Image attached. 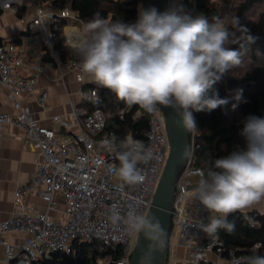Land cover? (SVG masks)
I'll use <instances>...</instances> for the list:
<instances>
[{"label":"built area","instance_id":"obj_1","mask_svg":"<svg viewBox=\"0 0 264 264\" xmlns=\"http://www.w3.org/2000/svg\"><path fill=\"white\" fill-rule=\"evenodd\" d=\"M31 1L35 14L30 25L38 29L43 48L53 65L74 73L82 86L91 83L90 78L79 69V61L62 62L55 48L54 30L61 21L66 22L63 35L66 44L71 47L82 32L83 21L68 7L45 8L39 4V0ZM22 67L24 61L16 45L13 42L0 44V87L7 90L14 111L12 115L0 113V131L5 124L18 126L24 131L25 144L35 150V174L16 190L15 198L18 200L23 194L40 187L41 200L47 209H52L54 196L59 194L65 203V218L57 222L46 212H29L19 207L11 217L0 221V234L9 231L25 234L18 249L3 245L5 262L39 264L51 253L70 255L75 244L97 242L100 248L120 247L122 257L118 264H129L132 245L137 237L129 239L121 228L111 224L109 215L112 210L126 215L132 207H138L146 214L151 205L169 153L161 110L155 115L145 111L148 128L144 143L158 159L140 165L146 175L143 184L121 187L114 172L115 167L119 166L117 154L122 150V142L128 138L139 139L128 134L119 142L114 135L104 132L106 119L102 111L87 112L76 104H71L68 120L60 117L52 119L66 131L64 134L39 125L20 96L33 90L35 77L43 70L40 65L33 64L29 67L32 75L24 77L19 73ZM47 97V92L41 91L39 104L44 106ZM81 100L99 101V97L95 89H87L81 90ZM105 140L111 141V147L105 145ZM193 149L192 139L187 161L175 183L166 246L168 259L173 260L176 248L183 246L187 252L185 264H245V258L250 255L236 256L232 252L226 255L219 234L210 236L199 228V223L209 222L210 213L198 201L185 195L195 187L202 172L194 166ZM259 246V243L255 244L250 251L254 252Z\"/></svg>","mask_w":264,"mask_h":264},{"label":"clouds","instance_id":"obj_2","mask_svg":"<svg viewBox=\"0 0 264 264\" xmlns=\"http://www.w3.org/2000/svg\"><path fill=\"white\" fill-rule=\"evenodd\" d=\"M233 23L239 25V18ZM255 39L248 36L249 43ZM237 42L235 33L218 18L210 22L205 14L193 15L183 3L173 0L163 12L141 7L131 24L97 13L84 24L73 47L81 72L118 100L152 115L162 107L171 108L180 117L178 125L196 132L193 111L210 112L228 103L206 93L226 71L241 64L240 52L231 47ZM240 98L238 93L236 99ZM243 124L244 146L216 158L185 194L210 213L207 224L199 223L210 236L220 229L234 232L235 224L227 217L264 202V117L248 116ZM104 143L111 147V141ZM117 159L114 172L121 187H135L146 180L140 165L158 157L143 141L128 138ZM109 220L129 239L143 234L148 243L138 264H154L156 254L167 246L168 233L155 214L132 207L123 216L112 210ZM245 264H264V256L250 255Z\"/></svg>","mask_w":264,"mask_h":264},{"label":"trees","instance_id":"obj_3","mask_svg":"<svg viewBox=\"0 0 264 264\" xmlns=\"http://www.w3.org/2000/svg\"><path fill=\"white\" fill-rule=\"evenodd\" d=\"M140 1L143 5V0ZM179 2L193 15L203 13L210 22L214 18L222 21L225 27L235 33L238 41L231 47L240 52L241 64L226 71L206 93L209 97L226 99L228 103L210 112L193 111L198 130L189 132L190 141L194 140V166L204 172L216 158L226 155L236 147L244 146V137L240 133L248 116L264 117V0H235V3L232 0H217L222 8L209 4V0ZM172 3L173 0H168V7ZM39 4L45 8L68 7L84 24L97 13L112 21L120 20L131 24L138 18L139 0H39ZM226 10L231 13L230 21H227ZM248 16H253V20H249ZM234 18H239V25L233 23ZM65 24V21H61L54 30L55 48L62 62L79 61L75 48L66 44L63 35ZM249 35L256 38L254 43L248 42ZM3 43L5 42L0 41V44ZM41 61L52 62L44 48ZM87 89H95L99 101L81 100L79 106L84 107L87 112H103L106 119L105 133L114 135L119 142L128 134L145 142L148 118L143 108L127 105L118 100L114 93L94 82L82 86L83 91ZM238 93H241L239 100L236 99ZM227 219L234 222L235 231H218L226 248L225 254L232 252L236 256H264V213L234 212ZM257 243L260 244L259 248L251 252L250 249ZM121 257L120 247L100 248L97 242L79 243L74 245L72 254L54 252L39 264H118ZM167 258L166 249L165 264L169 260Z\"/></svg>","mask_w":264,"mask_h":264},{"label":"crops","instance_id":"obj_4","mask_svg":"<svg viewBox=\"0 0 264 264\" xmlns=\"http://www.w3.org/2000/svg\"><path fill=\"white\" fill-rule=\"evenodd\" d=\"M34 14L31 0H0V41L14 40L13 43L24 61V67L19 70L22 76L32 75L29 69L31 65L41 66L43 72L36 75L33 90L22 93L20 99L29 108L39 125L62 135L66 131L52 119L54 117L69 119L71 104L79 105L81 102L82 84L74 73L57 68L52 62L41 61L43 55L41 37L38 29L30 25ZM36 35L39 41L36 49L31 50L30 43L34 41ZM41 91H46L48 94L44 106L38 102ZM0 113L10 115L14 113L8 92L4 87H0ZM35 162V150L31 145L25 144L24 131L13 124L3 125L0 131V221L11 217L19 207L29 212H46L57 222L64 220L65 203L59 194L54 196L55 204L52 209H47L46 204L41 200L40 187L23 194L18 200L15 198L16 190L34 176ZM236 212L264 213V202ZM24 238L25 234L16 231L0 234V264H8L3 258V245L7 244L16 250L22 245ZM186 255V249L178 246L175 258L169 260L168 264H185Z\"/></svg>","mask_w":264,"mask_h":264},{"label":"water","instance_id":"obj_5","mask_svg":"<svg viewBox=\"0 0 264 264\" xmlns=\"http://www.w3.org/2000/svg\"><path fill=\"white\" fill-rule=\"evenodd\" d=\"M142 7H155L158 11L163 12L168 8V0H143ZM161 112L169 143V153L146 214H155L164 230L169 234L175 183L190 152V136L189 132L176 123L180 120V117L173 109L162 107ZM147 243L143 234L136 238L129 264H138L140 252L146 247ZM165 252L166 248L161 253L156 254L154 264H165Z\"/></svg>","mask_w":264,"mask_h":264},{"label":"rangeland","instance_id":"obj_6","mask_svg":"<svg viewBox=\"0 0 264 264\" xmlns=\"http://www.w3.org/2000/svg\"><path fill=\"white\" fill-rule=\"evenodd\" d=\"M233 3H235V0H232ZM209 4H212V5H215L216 7L218 8H222V4L217 2V0H209ZM142 7V2L139 0V4H138V14H139V9ZM228 9V8H227ZM230 9V8H229ZM227 14H228V17H227V21H230L231 20V13H229V10H226ZM248 19L249 20H253V16H248ZM72 26H75L76 28H81L80 25L76 24V23H71ZM35 28V27H33ZM38 41H39V37L38 35H36L34 37V41L30 43V49L31 50H35L36 47H37V44H38ZM64 134V133H63ZM132 247H134V244L132 245ZM167 257H168V253H167ZM168 259V258H167ZM169 261V260H168ZM168 261H167V264H168Z\"/></svg>","mask_w":264,"mask_h":264}]
</instances>
